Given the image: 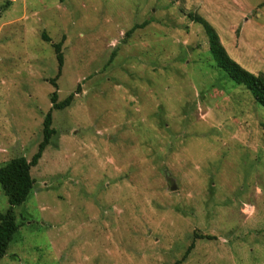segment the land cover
<instances>
[{"label":"rangeland","instance_id":"rangeland-1","mask_svg":"<svg viewBox=\"0 0 264 264\" xmlns=\"http://www.w3.org/2000/svg\"><path fill=\"white\" fill-rule=\"evenodd\" d=\"M7 2L0 167L37 152L54 92L74 99L51 111L55 135L0 264H264V108L216 68L187 18L264 75V0H0V10Z\"/></svg>","mask_w":264,"mask_h":264},{"label":"trees","instance_id":"trees-1","mask_svg":"<svg viewBox=\"0 0 264 264\" xmlns=\"http://www.w3.org/2000/svg\"><path fill=\"white\" fill-rule=\"evenodd\" d=\"M10 4L11 2H7L2 6L0 17L1 13L8 9ZM187 18L203 28L208 41L209 53L212 56L216 68L222 71L230 81L236 85L243 86L251 94L255 102L264 108V75H254L232 60L222 46L216 31L203 18L193 13H188ZM145 25L146 23L144 22V24L133 26L125 33V36H130L134 31L145 27ZM42 37L45 41H49L44 35ZM53 47L57 56L59 71L57 77L52 79L50 83L56 88V80L60 76L63 66V56L61 53L62 42L55 44ZM73 99L74 93L58 103L57 94L54 92L50 99L51 109H66L71 106ZM51 111L44 118L42 141L31 160L27 161L24 157H17L0 167V186L9 205L5 213L0 212V261L5 256L9 244L13 241L18 231L19 226L16 223L13 210L15 207H19L27 201L33 188L34 181L30 175V169L38 164L43 152L55 135V130L51 128ZM192 247L193 244L188 247L184 257L191 251Z\"/></svg>","mask_w":264,"mask_h":264},{"label":"water","instance_id":"water-1","mask_svg":"<svg viewBox=\"0 0 264 264\" xmlns=\"http://www.w3.org/2000/svg\"><path fill=\"white\" fill-rule=\"evenodd\" d=\"M173 189H175V187H173Z\"/></svg>","mask_w":264,"mask_h":264}]
</instances>
